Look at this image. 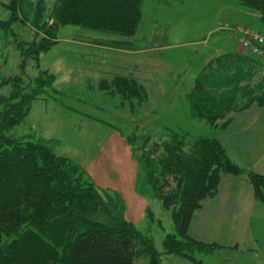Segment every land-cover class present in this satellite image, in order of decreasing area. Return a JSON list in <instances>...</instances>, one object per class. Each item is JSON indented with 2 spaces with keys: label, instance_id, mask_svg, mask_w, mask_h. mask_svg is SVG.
Instances as JSON below:
<instances>
[{
  "label": "trees",
  "instance_id": "trees-1",
  "mask_svg": "<svg viewBox=\"0 0 264 264\" xmlns=\"http://www.w3.org/2000/svg\"><path fill=\"white\" fill-rule=\"evenodd\" d=\"M144 1L56 0L42 22L45 6L42 1L36 3L35 36L22 52L21 66L31 55L39 61L40 54L58 41L62 25L133 35ZM237 1L264 21V0ZM27 2H3L9 17L0 19V25L7 28L15 20H28L32 3ZM243 27L264 36V30ZM95 43L134 48L127 40L110 37ZM237 43L238 51L212 58L196 75L186 94L193 119L226 127L236 113L253 104L264 105V52H253L238 39ZM254 43L264 50L262 42ZM124 73L102 78L99 86L118 95L121 106L135 110L144 104L148 91L133 71ZM54 81L55 74L40 69L30 79L19 74L0 82L13 84L12 92L0 97V264H137L140 258H148L147 264H161L163 254L204 264L196 253H213L221 246L195 239L189 228L203 201L217 194L222 175L246 174L255 199L264 203V172L240 167L219 139L171 128L158 138L129 135L137 192L158 199L174 224L175 231L166 235L159 251L152 236L125 215L119 190L100 186L80 163L57 154L33 135L9 134L25 121L33 101L44 98ZM147 210L153 215L149 206Z\"/></svg>",
  "mask_w": 264,
  "mask_h": 264
},
{
  "label": "rangeland",
  "instance_id": "rangeland-1",
  "mask_svg": "<svg viewBox=\"0 0 264 264\" xmlns=\"http://www.w3.org/2000/svg\"><path fill=\"white\" fill-rule=\"evenodd\" d=\"M7 1L0 0L3 20L9 17V10L3 5ZM26 1L32 3L28 20H15L7 28L0 25V82L19 74L30 79L40 69L55 74V81L44 98L33 101L25 121L10 129L9 134L33 135L57 154L80 163L100 186L120 190L125 199V215L152 236L159 251L163 250V240L175 231L174 224L170 212L158 199L125 189L123 180L131 174L135 180L137 169L127 136L135 133L138 137L158 138L171 128L224 141L220 129L191 117L186 94L196 75L213 57L236 51L235 28L229 30V24L264 30V21L251 15L253 11L237 0H145L141 22L133 35L62 25L57 30L58 41L40 54L39 61L31 55L22 67V52L35 36L32 22L36 3L42 1L45 6L42 22L56 2ZM106 37L127 40L134 47L127 50L134 49L136 55L96 46V39ZM129 71L144 82L148 91L144 104L135 110L121 106L118 95L99 86L102 78ZM12 90V83H0V97ZM119 140L125 142L123 147ZM256 202L259 207L255 203L250 220L258 238L256 245L247 239L239 247L197 252L196 257L204 264H264V203ZM147 263L148 258L137 260V264ZM161 264L193 263L175 254H163Z\"/></svg>",
  "mask_w": 264,
  "mask_h": 264
},
{
  "label": "crops",
  "instance_id": "crops-1",
  "mask_svg": "<svg viewBox=\"0 0 264 264\" xmlns=\"http://www.w3.org/2000/svg\"><path fill=\"white\" fill-rule=\"evenodd\" d=\"M250 14L261 19L257 12ZM96 46L103 47L99 44ZM235 48L238 51L237 45ZM117 49L127 51L124 53L130 56L136 55L134 49ZM215 128L220 129L224 140L220 141L236 164L245 169L264 172V105L253 104L236 113L226 127ZM119 141L123 147L125 142ZM135 180L132 174L124 179L127 186L125 189L132 188L136 193ZM95 182L101 184L97 179ZM256 201L258 200L254 197L253 186L246 174H223L217 194L203 201L202 207L196 211L191 221L189 232L195 239L216 243L220 248L239 247L247 239H251L256 245L258 238L253 234L250 224L255 203L259 207Z\"/></svg>",
  "mask_w": 264,
  "mask_h": 264
},
{
  "label": "built area",
  "instance_id": "built-area-1",
  "mask_svg": "<svg viewBox=\"0 0 264 264\" xmlns=\"http://www.w3.org/2000/svg\"><path fill=\"white\" fill-rule=\"evenodd\" d=\"M228 29H232L228 26ZM235 31L236 33V38L238 39V41L240 42V44L243 47H250V49L253 52H258V53H263L264 50H260L259 46H257L254 42H262L264 44V36L254 32L252 30H249L248 28H244V27H238L235 29H232ZM258 40V41H257ZM254 41V42H253Z\"/></svg>",
  "mask_w": 264,
  "mask_h": 264
},
{
  "label": "bare ground",
  "instance_id": "bare-ground-1",
  "mask_svg": "<svg viewBox=\"0 0 264 264\" xmlns=\"http://www.w3.org/2000/svg\"><path fill=\"white\" fill-rule=\"evenodd\" d=\"M49 22H51V18H50Z\"/></svg>",
  "mask_w": 264,
  "mask_h": 264
}]
</instances>
